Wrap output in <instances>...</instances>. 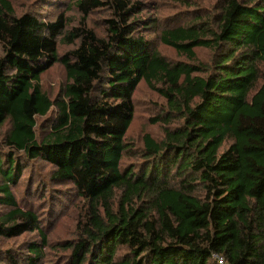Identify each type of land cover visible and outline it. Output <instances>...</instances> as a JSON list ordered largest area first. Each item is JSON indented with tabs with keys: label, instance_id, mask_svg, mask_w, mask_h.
Segmentation results:
<instances>
[{
	"label": "trees",
	"instance_id": "obj_1",
	"mask_svg": "<svg viewBox=\"0 0 264 264\" xmlns=\"http://www.w3.org/2000/svg\"><path fill=\"white\" fill-rule=\"evenodd\" d=\"M69 1L75 26L66 12L49 19L0 0V264H264V0H217L160 28L144 0ZM97 11L99 31L87 24ZM156 32L195 63L171 61ZM55 65L66 72L56 94L43 87ZM143 82L167 104L150 119L162 135L138 145ZM37 116L53 121L40 136ZM34 159L67 191L21 207L12 187L32 193L18 184ZM45 209L67 211L68 236H50ZM25 233L36 238L20 258L5 254L1 241Z\"/></svg>",
	"mask_w": 264,
	"mask_h": 264
},
{
	"label": "rangeland",
	"instance_id": "obj_2",
	"mask_svg": "<svg viewBox=\"0 0 264 264\" xmlns=\"http://www.w3.org/2000/svg\"><path fill=\"white\" fill-rule=\"evenodd\" d=\"M149 4V10L146 12L149 16L154 18H158V28L162 26H169V25H177V24H186L192 18L196 16H202L208 14L209 12H213L216 9V2L217 0H144ZM188 1L190 4H188ZM15 6L17 7L18 13L25 11L26 9L33 8V9H42V13L45 17L51 19L54 18L60 12H66L71 20L73 26L77 25L81 22L82 15L79 13L76 4L70 2L69 0H13ZM47 2L48 5L45 6L43 3ZM107 14L106 11H97L87 19V24L94 28L96 31L100 30L102 21L101 19ZM154 34V33H153ZM151 33V37L154 38L153 45L158 50H161L171 61L179 62H191L195 63V60L190 61L187 56L180 55L174 49L168 48L164 46L160 42V39H155L156 34L153 35ZM2 45L0 43V56L2 55ZM66 49V46H61V52ZM197 50V58L202 62H209L211 59L212 52L206 48H198ZM66 80V72L62 65H55L53 66L47 74L43 76V87L50 92L52 91L54 94L59 90L60 86ZM156 87L160 85L155 83ZM135 99L137 103V112L136 118L132 124V128L130 130L131 139L137 141V144L141 143V136H143L146 132H151L153 135L161 136L162 135V127L159 124L152 125V121L150 120L152 116H158L162 112V108L165 107L167 104V100L161 95V93L155 90L153 87L148 85L146 82L140 84L139 88L135 93ZM52 118V117H51ZM51 118L40 117L37 116L38 127L37 133L38 136L43 135L44 132L52 125L53 121ZM45 130V131H44ZM5 131H0V140L1 136H3ZM124 161L128 164L132 161V159L125 158ZM138 161V160H136ZM145 160L135 162L136 168H139ZM23 175L20 178L19 186L23 188H29L30 184L32 183L33 186L30 187L29 190H32L31 194L26 193L28 191H22V193H16V187H12V191L17 196V200L19 201V205L24 207L28 203H39L42 200L43 202H47V205L51 204V200L53 193H62L67 191L65 186L60 184H55L50 179V165L46 164L41 159H34L31 161H23ZM48 185V187H46ZM34 189V190H33ZM45 190V194H48L52 198H46L47 196H43V192ZM50 190V191H47ZM34 191V192H33ZM55 195V194H54ZM24 197H26L27 203L24 204ZM66 197H63V199ZM63 199H61L63 201ZM56 201V200H55ZM57 202V201H56ZM45 203H42V205ZM62 206L66 205V203H61ZM9 207H5L0 205V211H6ZM58 210V209H57ZM42 212V216L49 225V229H51V237H62L68 236L71 231L72 220L68 217H65L67 211L63 213L59 211L58 217L55 218L53 215L48 214V210L45 209ZM49 217V218H48ZM63 221V224H61ZM69 225L70 227H67ZM36 238L33 233H25L15 239H7L1 241V245L4 249H8L5 254L12 253L16 251V253H12L15 258H20L22 255L23 248L19 249L20 246H25V243L31 239ZM23 246V247H24ZM50 264H59L58 262H50ZM65 264V263H62Z\"/></svg>",
	"mask_w": 264,
	"mask_h": 264
},
{
	"label": "built area",
	"instance_id": "obj_3",
	"mask_svg": "<svg viewBox=\"0 0 264 264\" xmlns=\"http://www.w3.org/2000/svg\"><path fill=\"white\" fill-rule=\"evenodd\" d=\"M214 257L218 260L219 264H230V263L226 262V261L224 260V258L221 257V256L214 255Z\"/></svg>",
	"mask_w": 264,
	"mask_h": 264
}]
</instances>
